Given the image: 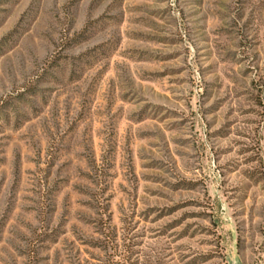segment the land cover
I'll return each mask as SVG.
<instances>
[{"label": "rangeland", "instance_id": "rangeland-1", "mask_svg": "<svg viewBox=\"0 0 264 264\" xmlns=\"http://www.w3.org/2000/svg\"><path fill=\"white\" fill-rule=\"evenodd\" d=\"M0 264H264V0H0Z\"/></svg>", "mask_w": 264, "mask_h": 264}]
</instances>
